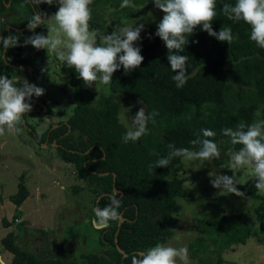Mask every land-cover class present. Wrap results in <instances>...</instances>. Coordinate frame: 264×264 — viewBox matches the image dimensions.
Segmentation results:
<instances>
[{"label":"trees","instance_id":"1","mask_svg":"<svg viewBox=\"0 0 264 264\" xmlns=\"http://www.w3.org/2000/svg\"><path fill=\"white\" fill-rule=\"evenodd\" d=\"M7 1L0 0V11L8 7ZM24 2L36 8L33 0ZM235 2L217 0V17L212 22L217 32L223 26L231 28L234 36L231 45L218 41L201 27H197L188 38L189 43L181 53L188 56L187 83L182 88H177L172 79L175 73L167 61L168 50L155 35L157 25H152L149 37L137 45L141 48L143 63L127 74L123 68L117 70L100 104H87L76 95L74 110L67 120H58L56 125L51 124L40 133L26 122L33 138L58 143L61 156L75 164L79 176L96 194V208L108 204L107 196L114 192V172L117 192L121 194L118 212L125 220L119 230L115 222L99 231L100 244L110 248L109 258L101 252L82 253L80 260L39 257L21 248L15 242L17 235L9 231L1 238V244L12 258L4 264H131L133 253L168 241L173 234L171 226L178 221L177 215L181 210L178 198L187 195L175 169L182 158L172 159L167 168H154L155 161L168 155L169 144L193 149L190 142L197 138L201 129H211L216 133L210 139H214L223 156L230 148L238 150L240 146L231 145L229 138L221 134L222 129L235 128L239 122L251 124L259 121L257 112L260 120H264V49L250 40L249 25L228 20L223 15V4L234 5ZM89 23L96 34L104 24L94 18ZM23 25L27 22L17 26ZM16 28L10 25L7 30L5 26L3 37L16 36ZM6 60L0 58V76L11 79L13 65ZM16 64L17 68L26 65V60L19 58ZM69 69L72 73L75 71ZM125 98L143 103L146 115L157 113L154 123L151 119L148 121L147 133L135 142L123 141L129 127L119 117V109ZM47 106L52 112L49 104ZM193 150H198V146ZM210 163L224 175L232 176L221 157ZM254 183V179H249L237 185L242 193L240 196L258 200L254 206L258 222L254 232L251 223L242 216V210L225 214V209L220 208L221 215L216 223L200 224L202 232H208L213 240L222 237L220 248L245 243L251 234L264 235V193L258 192ZM27 193L20 174L17 191L11 199L18 206ZM9 225L4 221L5 227Z\"/></svg>","mask_w":264,"mask_h":264},{"label":"rangeland","instance_id":"2","mask_svg":"<svg viewBox=\"0 0 264 264\" xmlns=\"http://www.w3.org/2000/svg\"><path fill=\"white\" fill-rule=\"evenodd\" d=\"M7 2L8 7L0 11V36H3L5 26L7 30L10 25L12 28L18 27L16 36L21 43L6 53L0 47V58L11 62V74L19 78L20 86L25 82L35 84L44 89V95L33 96L28 101L32 108L24 114L19 133L5 132L0 135V258L4 263H9L12 258V254L1 244V238L7 231L17 235L15 242L21 248L39 257L59 256L80 260L81 254L86 252H101L108 257L110 248L103 247L99 241V231L106 225L95 222L96 194L91 191L85 179L79 176L75 164L61 156L58 143L33 138L26 123H31L40 133L49 125H56L58 120L68 119L74 110L76 95L87 104L98 105L102 102L103 94L108 92V86L101 85V91L97 92L95 85L91 88L85 86L78 78V73H72L54 53L24 45L25 38L33 33L27 25L17 26L18 23H26L27 17L35 14L34 10L46 16L48 22L55 26L51 16L58 10L57 3H33L36 7L33 8L24 0ZM121 3L122 0H92L91 18L104 23L97 33L98 43L102 35L110 34L115 28L143 24L141 38L135 43L137 46L149 37L151 26L157 25L164 15L152 1L131 0L134 7L123 9ZM35 31L45 36L48 34L44 25ZM56 35L53 32V36ZM19 58L26 60V65H21V68L16 67ZM40 100L44 105H40ZM48 104L52 112L43 110ZM141 107L145 108L143 103L125 98L121 102L119 117L131 127L132 117ZM257 116L260 121L259 112ZM220 157L229 166L226 151L223 156L221 152ZM175 169L187 195L178 198L181 206L178 221L171 226L173 234L164 244L176 248L186 246L189 250V264H264V235L251 234L245 243L220 248L222 237L213 240L200 227L202 222L216 223L222 208L225 214L242 210V216L251 223L254 232L258 226L254 213L258 200L236 194H220L221 190L211 185L209 173H224L210 162L182 159ZM20 174L28 193L18 209L11 195L17 191ZM233 175L238 183L254 179L252 165L232 171ZM15 216L18 221L21 216L22 221L16 222ZM4 221L10 223L9 228L4 226ZM115 222L118 223L117 220H110L108 224Z\"/></svg>","mask_w":264,"mask_h":264},{"label":"clouds","instance_id":"3","mask_svg":"<svg viewBox=\"0 0 264 264\" xmlns=\"http://www.w3.org/2000/svg\"><path fill=\"white\" fill-rule=\"evenodd\" d=\"M155 7L164 13L157 24L155 33L166 46L167 61L170 69L175 73L172 79L177 88H182L187 83L186 62L188 56L184 52L189 43L188 38L197 27L220 42H233L234 36L230 27H222L219 32L212 27V22L217 17V0H152ZM35 4L57 3L58 10L51 16L55 26L48 22L46 16L39 12L27 17V28L33 33L24 40V45H31L37 50L46 49L47 53H54L57 58L73 68L78 73L85 86L96 91H101V85L108 86L113 80V74L123 68L125 74L140 67L144 57L141 48L135 46L140 40L143 24L129 27L115 28L110 34H104L97 42L95 31L90 30L92 0H34ZM120 7H134L131 0H122ZM222 13L228 20L243 21L250 26V40L264 49V0H236L235 4L225 3ZM44 25L48 34L36 33V29ZM53 32L57 35L53 36ZM63 35H60V34ZM63 43V47H61ZM198 43V41H197ZM0 44L4 53L12 47L19 45V37L9 35L0 36ZM19 85V86H17ZM105 90L107 88L105 87ZM44 95V89L35 84L25 82L20 86L18 77L9 78L0 76V135L15 134L21 131L23 116L30 112V102L33 96ZM153 112L146 115L145 108L141 107L131 120L124 143L138 141L147 133V123L151 119L155 122ZM221 134L229 138L233 146L239 145V149L230 148L226 155L229 159V169L246 168L252 165L254 187L258 192H264V120L251 124L239 122L235 128H224ZM216 133L211 129H201L197 138L190 143L189 148H176L169 144V152L166 157L157 159L154 168H167L172 159L180 157L186 161L210 162L219 159L221 151L214 142ZM211 185L220 189L221 193L241 195L234 175H212L209 173ZM119 192H113L107 196L108 204L103 208L94 210L95 222L107 225L110 220L120 218L118 209L121 201ZM189 264V250L186 246L176 248L162 243L142 252L133 253L131 264ZM0 264H4L0 258Z\"/></svg>","mask_w":264,"mask_h":264},{"label":"water","instance_id":"4","mask_svg":"<svg viewBox=\"0 0 264 264\" xmlns=\"http://www.w3.org/2000/svg\"><path fill=\"white\" fill-rule=\"evenodd\" d=\"M8 3V2H7ZM6 3V4H7ZM9 4V3H8ZM19 68V67H18ZM20 68H21V66H20ZM40 102V105H44L43 104V102L40 100L39 101ZM43 110H46L47 111V106H45L44 107V109ZM85 137H86V134H85ZM88 150V149H87ZM107 171H105V172H101V173H106ZM114 180H115V173L113 172V191L114 192H117L118 191V188L116 187V185H115V182H114ZM97 199H98V197H97ZM95 209H96V207H95ZM120 216V218H119V220H118V223H117V230H119V228H121V225H122V222L125 220V218H124V216L123 215H119ZM94 225H95V223H94ZM95 227H98V225H95ZM101 227V226H100ZM103 227V226H102ZM119 250H122L121 248H119ZM122 251H124V250H122ZM105 256V255H104ZM106 258H109V257H107V256H105Z\"/></svg>","mask_w":264,"mask_h":264},{"label":"crops","instance_id":"5","mask_svg":"<svg viewBox=\"0 0 264 264\" xmlns=\"http://www.w3.org/2000/svg\"><path fill=\"white\" fill-rule=\"evenodd\" d=\"M22 201H23V200H22ZM22 201L20 202V205L22 204ZM17 207H18V209H19V207H20V206L18 205ZM15 217L17 218V216H15ZM16 218H15V219H16ZM19 219H20V221H19V222H21V221H22V220H21V216H20V218H19ZM8 228H9V227H8ZM8 228H7V229H8ZM7 232H9V231H7ZM12 232H13V231H12Z\"/></svg>","mask_w":264,"mask_h":264},{"label":"built area","instance_id":"6","mask_svg":"<svg viewBox=\"0 0 264 264\" xmlns=\"http://www.w3.org/2000/svg\"><path fill=\"white\" fill-rule=\"evenodd\" d=\"M15 220H16V222H19L17 218Z\"/></svg>","mask_w":264,"mask_h":264},{"label":"flooded vegetation","instance_id":"7","mask_svg":"<svg viewBox=\"0 0 264 264\" xmlns=\"http://www.w3.org/2000/svg\"><path fill=\"white\" fill-rule=\"evenodd\" d=\"M47 109H48V107H47ZM49 110V109H48Z\"/></svg>","mask_w":264,"mask_h":264}]
</instances>
